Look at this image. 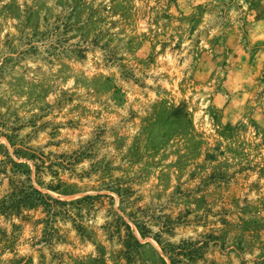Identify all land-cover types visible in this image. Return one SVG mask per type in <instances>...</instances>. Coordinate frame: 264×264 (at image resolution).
Here are the masks:
<instances>
[{
    "label": "rangeland",
    "instance_id": "rangeland-1",
    "mask_svg": "<svg viewBox=\"0 0 264 264\" xmlns=\"http://www.w3.org/2000/svg\"><path fill=\"white\" fill-rule=\"evenodd\" d=\"M172 259L264 264V0H0V264Z\"/></svg>",
    "mask_w": 264,
    "mask_h": 264
},
{
    "label": "trees",
    "instance_id": "trees-1",
    "mask_svg": "<svg viewBox=\"0 0 264 264\" xmlns=\"http://www.w3.org/2000/svg\"><path fill=\"white\" fill-rule=\"evenodd\" d=\"M90 196H87L84 200L77 203L78 205L84 202L86 199H90ZM73 204V203H70ZM66 205L65 202H62L60 200L53 199L47 195L42 194L39 190L35 189L34 187H30V191H22L19 196H13L9 201H6L4 205L2 206V212L7 213L8 211L16 210L20 207H26V208H37L40 206L45 207L46 211L50 214V217L57 216L60 212H65L63 207ZM62 209V210H60ZM53 221H49V225L51 226V223ZM128 231V234L126 235L131 240L135 242L138 246H140L139 241L136 239L135 235L131 231L130 226L127 223H123ZM55 229L51 226L46 231V237H53L55 233ZM202 249V247H197L196 249L189 251L190 255L197 256L199 251ZM172 255H176V251H171ZM173 264H180V261H175L172 259Z\"/></svg>",
    "mask_w": 264,
    "mask_h": 264
}]
</instances>
